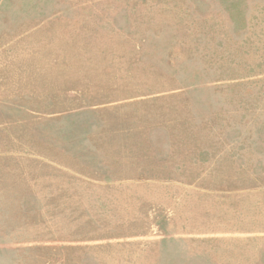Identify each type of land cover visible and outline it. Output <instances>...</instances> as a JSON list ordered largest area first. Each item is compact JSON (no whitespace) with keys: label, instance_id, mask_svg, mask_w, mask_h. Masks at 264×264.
Masks as SVG:
<instances>
[{"label":"rangeland","instance_id":"rangeland-1","mask_svg":"<svg viewBox=\"0 0 264 264\" xmlns=\"http://www.w3.org/2000/svg\"><path fill=\"white\" fill-rule=\"evenodd\" d=\"M0 264H264V0H0Z\"/></svg>","mask_w":264,"mask_h":264}]
</instances>
